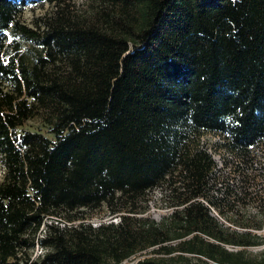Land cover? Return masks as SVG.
I'll list each match as a JSON object with an SVG mask.
<instances>
[{
	"label": "trees",
	"instance_id": "16d2710c",
	"mask_svg": "<svg viewBox=\"0 0 264 264\" xmlns=\"http://www.w3.org/2000/svg\"><path fill=\"white\" fill-rule=\"evenodd\" d=\"M61 1L0 0V264L148 249L168 258L138 264H264V249L247 252L264 239L203 200L249 229L264 211L235 216L211 192L200 145L208 132L241 155L264 142V0H101L89 15ZM29 2L55 7L30 25ZM36 119L43 130L25 128ZM156 190L170 213L138 216ZM101 207L118 221L89 222Z\"/></svg>",
	"mask_w": 264,
	"mask_h": 264
},
{
	"label": "built area",
	"instance_id": "2783aa9c",
	"mask_svg": "<svg viewBox=\"0 0 264 264\" xmlns=\"http://www.w3.org/2000/svg\"><path fill=\"white\" fill-rule=\"evenodd\" d=\"M225 143L220 133L208 132L200 136L201 147L214 161L211 192L219 198L226 197L235 202V216H249L250 213L260 215L264 211V142L250 146L248 155L226 149ZM203 201L212 215L232 225L218 213L215 206Z\"/></svg>",
	"mask_w": 264,
	"mask_h": 264
},
{
	"label": "rangeland",
	"instance_id": "374dc122",
	"mask_svg": "<svg viewBox=\"0 0 264 264\" xmlns=\"http://www.w3.org/2000/svg\"><path fill=\"white\" fill-rule=\"evenodd\" d=\"M102 4L103 1L101 0H62L60 3V7H64L72 13L89 15L92 12L98 10L99 7L102 6ZM54 7L55 5L49 2H40V3L29 2L27 5H25L23 9L22 19L25 23L32 25V21L34 18L40 15H46L51 13L54 10ZM25 128L30 130H39V129L43 130L40 121L37 119L28 122ZM3 173H4V169L0 162V180L3 176ZM161 197H162V191L159 190H156L155 192L153 191L149 197V207L147 211L138 214V216L150 217L153 220L158 221L164 215L170 213L171 208H168L164 205V203L161 200ZM88 213L91 214L88 217V221L91 222L94 226L99 225V223H109V222L118 221V217L110 214L106 207H101L99 209L90 212L88 211ZM250 215H252V213H250ZM226 221L232 224V225H228L227 223H225V225L230 226L231 229L237 230L238 232H245L247 230H250L264 239V226L261 229H249V228L241 227V225H238L237 223H232L233 222L232 219L226 218ZM51 222L58 224L60 226L66 224V222L61 218L51 217L47 219L46 225ZM44 228H45L44 226H41L40 235L43 234ZM172 244H174V242H172ZM228 248L231 249V247ZM263 249H264V244L260 246L247 247V252L252 253V255L253 254L255 255L260 253ZM40 252H41V248L37 245L34 249L33 254L39 255ZM173 255H176V253H173ZM148 258H154L155 260H158L160 258L166 259L168 258V256L158 255L156 253L151 252V249H148L147 251L136 254L135 256L131 257L129 260L123 261L121 264H138L139 260H145ZM193 261L195 262V260ZM210 263L215 264L213 262Z\"/></svg>",
	"mask_w": 264,
	"mask_h": 264
}]
</instances>
